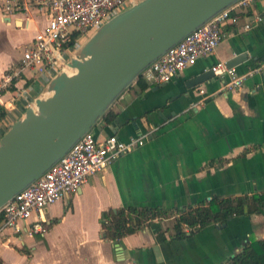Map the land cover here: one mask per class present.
I'll return each mask as SVG.
<instances>
[{"label":"crops","instance_id":"obj_1","mask_svg":"<svg viewBox=\"0 0 264 264\" xmlns=\"http://www.w3.org/2000/svg\"><path fill=\"white\" fill-rule=\"evenodd\" d=\"M237 13L239 24L223 26L226 38L213 54L169 83L146 89L134 83L119 98L112 107L116 120H101L93 134L98 140L117 135L123 141L148 134L145 144L51 205L44 214V234H16L0 222V264H225L250 238L264 239V210L184 239L174 237L176 213L124 237L123 245L109 240L105 229L107 214L122 208L184 211L217 197L264 193V0H254ZM257 13L263 21L245 30ZM46 23L38 16L5 18L0 10V81L16 68L24 48ZM242 54L247 58L235 68L241 74L256 72L240 91L228 92V79L215 75L187 87L215 64ZM50 81L48 74L33 71L22 76L17 83L24 98L8 102L6 115L11 113L16 123ZM8 99L10 94L4 96ZM6 132L0 127V139ZM36 220L34 216L30 222ZM160 233L166 242H159Z\"/></svg>","mask_w":264,"mask_h":264},{"label":"water","instance_id":"obj_2","mask_svg":"<svg viewBox=\"0 0 264 264\" xmlns=\"http://www.w3.org/2000/svg\"><path fill=\"white\" fill-rule=\"evenodd\" d=\"M239 1L143 0L96 31L70 61L76 72L51 80L46 91L53 96L37 98L38 111L27 109L0 139V210L93 131L150 65ZM246 58L239 55L227 66ZM212 78L207 71L187 87Z\"/></svg>","mask_w":264,"mask_h":264},{"label":"built area","instance_id":"obj_3","mask_svg":"<svg viewBox=\"0 0 264 264\" xmlns=\"http://www.w3.org/2000/svg\"><path fill=\"white\" fill-rule=\"evenodd\" d=\"M141 1L2 0L0 10L3 17L23 16L31 20L38 16L45 17L47 23L24 48L16 68L0 81V106L8 109V102L14 104L24 98L25 90L19 89L17 82L30 71L40 75L48 74L50 80L65 72L70 66V54L75 57L76 51L96 31ZM253 1L241 0L217 14L150 65L141 77L149 85L169 83L187 68L194 66L200 58L213 54L226 38L223 26L238 25L241 19L238 9L247 8ZM262 21V15L257 13L245 23L244 29L250 30ZM211 70L216 77L228 79L225 89L231 93L240 91L247 78L256 72L253 70L241 74L237 68H230L225 62L215 64ZM6 94H10L7 101L4 100ZM33 103L36 105V101ZM34 104L28 102L27 109L34 107ZM13 125L11 113L0 121V127L6 131ZM147 138L148 134H144L123 141L117 135H110L104 140H98L92 131L89 132L49 171L0 210L3 229H11L16 234L26 231L30 236L44 234V214L51 205L68 199L86 185L91 176L104 171L122 154L143 146ZM34 216L37 217L36 222H30Z\"/></svg>","mask_w":264,"mask_h":264},{"label":"trees","instance_id":"obj_4","mask_svg":"<svg viewBox=\"0 0 264 264\" xmlns=\"http://www.w3.org/2000/svg\"><path fill=\"white\" fill-rule=\"evenodd\" d=\"M142 89L149 84L140 77L136 81ZM131 88V87H130ZM6 116L4 108L0 107V121ZM117 118V113L111 108L102 121L111 124ZM264 210V193L252 196L230 198H214L208 203H201L187 210L168 211L160 208H122L117 212H109L106 216L105 229L107 237L113 242L121 241L124 237L150 226L154 220L171 218L175 213L179 216L174 225V237L184 239L199 231L216 224H226L232 218L251 215ZM3 216L0 215V222ZM159 242H166L164 233L158 235ZM225 264H264V239L250 238L242 251L230 258Z\"/></svg>","mask_w":264,"mask_h":264},{"label":"rangeland","instance_id":"obj_5","mask_svg":"<svg viewBox=\"0 0 264 264\" xmlns=\"http://www.w3.org/2000/svg\"><path fill=\"white\" fill-rule=\"evenodd\" d=\"M86 42H87V40L84 42V44H85ZM84 44L81 45V47L76 51V53H77L82 47H84ZM18 53H20V55H21V54H22V50L19 51ZM75 55H76V54H75ZM72 58H74V57H73V54H70V55H69V61H71ZM69 65H70V64H69ZM65 72H66V71H65ZM65 72H64V73H65ZM46 85H47V83L45 84L44 88H43V89L40 88V92H38V93L40 94L41 98H43V99H47V96H48V95L46 94V88H47ZM45 97H46V98H45ZM38 98H40V97H38ZM30 103H31L32 105L34 104L33 101H31ZM34 106H35V104H34ZM25 111H26V110L22 111V113L18 116V119L22 117V115L25 113ZM18 114H19V113H18ZM18 119H17V120H18ZM14 124H15V122H14Z\"/></svg>","mask_w":264,"mask_h":264},{"label":"bare ground","instance_id":"obj_6","mask_svg":"<svg viewBox=\"0 0 264 264\" xmlns=\"http://www.w3.org/2000/svg\"><path fill=\"white\" fill-rule=\"evenodd\" d=\"M76 70H77V67L76 66L75 67L69 66L68 69H66V72L65 73L67 75L71 76V75H73L76 72ZM46 94L48 95L47 98H50L51 96H53L54 91L51 90V89L50 90H47L46 91ZM33 110L34 111H38V108L36 106H34Z\"/></svg>","mask_w":264,"mask_h":264}]
</instances>
